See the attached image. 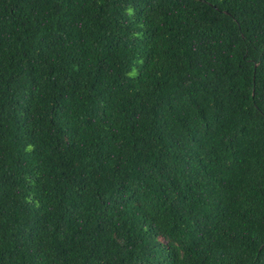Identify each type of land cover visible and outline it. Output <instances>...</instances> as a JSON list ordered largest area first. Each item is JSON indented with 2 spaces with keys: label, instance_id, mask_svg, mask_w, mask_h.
Returning <instances> with one entry per match:
<instances>
[{
  "label": "trees",
  "instance_id": "trees-1",
  "mask_svg": "<svg viewBox=\"0 0 264 264\" xmlns=\"http://www.w3.org/2000/svg\"><path fill=\"white\" fill-rule=\"evenodd\" d=\"M0 264H264V0H0Z\"/></svg>",
  "mask_w": 264,
  "mask_h": 264
}]
</instances>
